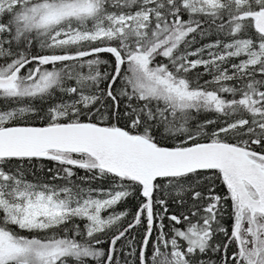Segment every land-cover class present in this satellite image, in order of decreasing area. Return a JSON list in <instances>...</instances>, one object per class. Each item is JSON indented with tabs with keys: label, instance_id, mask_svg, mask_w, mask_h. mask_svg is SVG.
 I'll return each instance as SVG.
<instances>
[{
	"label": "snow or ice",
	"instance_id": "6c2138e0",
	"mask_svg": "<svg viewBox=\"0 0 264 264\" xmlns=\"http://www.w3.org/2000/svg\"><path fill=\"white\" fill-rule=\"evenodd\" d=\"M0 102V264H120L142 216L138 264H264V0H0ZM34 159L64 184L25 179ZM137 189L127 227L102 215Z\"/></svg>",
	"mask_w": 264,
	"mask_h": 264
},
{
	"label": "trees",
	"instance_id": "16d2710c",
	"mask_svg": "<svg viewBox=\"0 0 264 264\" xmlns=\"http://www.w3.org/2000/svg\"><path fill=\"white\" fill-rule=\"evenodd\" d=\"M185 19H187V16H185ZM204 27H207L204 25ZM222 39L224 42H227V37L224 36L223 33L218 34L214 29L210 31V33L201 38L200 36H197L196 43H194L191 48L189 49L190 51H194L196 48H199L205 44L212 43L216 39ZM35 51V49L33 50ZM101 58L108 60L110 63L112 61V57L109 54H101ZM190 59H195L196 57H189ZM204 59H208L207 55V50L204 53L203 56ZM87 59V58H86ZM159 59V58H158ZM166 62V61H165ZM232 63L239 62L237 58H233L231 61ZM225 66H230L226 64ZM104 70V66H101V71ZM85 73H87L88 69L85 67L83 69ZM200 74L199 76V83L203 84L204 81L206 80H211L212 76L210 74L205 73V70L203 66L193 70L189 75L190 78L193 80L197 79V75ZM7 102H0V108H3L6 106ZM36 103L37 107H43L44 110L47 109V104L41 105L39 101L34 102ZM42 114V113H41ZM214 118V114L211 113H202L199 115V120L203 121L204 119H211ZM24 121L30 122V123H35V124H41L43 121L40 120L35 114H26L25 117L23 118ZM15 163L10 165V167H15ZM63 166L59 165L57 162L50 161L47 159H34L31 162H25L22 165V169L24 172V177L28 181L31 182H40V183H56L63 185L64 181L63 180H53V175L58 171L61 170ZM49 169L52 170V172H49ZM73 171L75 172V176L72 178L73 181L76 184H80L82 187H87L91 186L92 188L96 189H104V190H109L113 189L115 187V183L111 177H105L102 179H96V180H91L87 181L84 180L82 181L81 178L85 176H90L91 173H86L85 170L83 169H78V168H73ZM61 176H63V172L60 171ZM218 187H217V192L220 194H224L226 189L222 184H219L217 182ZM99 197H103L102 194H99ZM144 198L140 195L139 190L137 189L135 192H133L132 195L127 197L126 199H123L120 201L114 208L105 210L103 213H111L112 211H125L127 210L128 215L123 218V220L120 222L122 228L127 227L129 223H132L135 217V214L140 206V204L143 202ZM169 210L170 213L177 212V211H183V209H177L174 204L169 205ZM230 202H229V207L227 208V213L225 215L224 223L225 226H230L231 225V219H230ZM81 224V227H83V221H78ZM159 221L157 220L155 224H158ZM165 225H169L170 222L165 219L164 220ZM154 224V229H153V237L152 240H155L156 235L158 234V228ZM147 230V224H146V218L142 216L141 223L139 225H136L134 228L130 229L128 233H126V236L122 238L121 241H118L117 243V248H118V258L120 259V264H124L125 259L128 260L129 264H138V260L136 259V256L134 255H127V253L131 252L132 248H135L137 250V253L139 251V247L142 243L143 236ZM168 228H165V231H167ZM22 234H27V233H22ZM112 235V232L109 231L108 235L102 236V239L105 241L103 243V247L105 249L108 248L109 242H110V237ZM132 241V245H128V241ZM225 238L223 234H219L215 237L216 242H224ZM234 247V245H233ZM213 259H218L217 256H213ZM95 264V262H93Z\"/></svg>",
	"mask_w": 264,
	"mask_h": 264
},
{
	"label": "rangeland",
	"instance_id": "374dc122",
	"mask_svg": "<svg viewBox=\"0 0 264 264\" xmlns=\"http://www.w3.org/2000/svg\"><path fill=\"white\" fill-rule=\"evenodd\" d=\"M100 198H106V197L103 196V197H100ZM103 212H104V211H103ZM103 212H102V215H103V216H107V215L109 214V213H103Z\"/></svg>",
	"mask_w": 264,
	"mask_h": 264
}]
</instances>
